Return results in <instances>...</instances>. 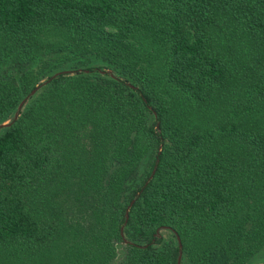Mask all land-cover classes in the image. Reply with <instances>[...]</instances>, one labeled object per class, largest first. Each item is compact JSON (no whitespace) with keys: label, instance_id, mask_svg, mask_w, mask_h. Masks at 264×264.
Instances as JSON below:
<instances>
[{"label":"trees","instance_id":"trees-1","mask_svg":"<svg viewBox=\"0 0 264 264\" xmlns=\"http://www.w3.org/2000/svg\"><path fill=\"white\" fill-rule=\"evenodd\" d=\"M8 120L0 264L264 262V0H0Z\"/></svg>","mask_w":264,"mask_h":264},{"label":"water","instance_id":"water-1","mask_svg":"<svg viewBox=\"0 0 264 264\" xmlns=\"http://www.w3.org/2000/svg\"><path fill=\"white\" fill-rule=\"evenodd\" d=\"M70 74H72V72H71ZM34 93H35V91L32 92V95H33ZM27 99H28V98H26L25 100H23V101L19 104V106H18V108H17V112L15 113V116H14L13 120H16V119L19 117V113L22 111V109H23V107H24L25 102H26ZM10 123H11L10 120L5 121L4 123H2V124L0 125V129L9 126ZM153 173H154V172H153ZM127 219H128V211H127L126 214H125V224H126ZM125 224H124V225H125ZM120 232H121V235H123V227H121ZM176 239H177L178 246H179V256H178V259H177V264H180V261H181V255H182V252H181V244H180V239H179V237L176 236ZM263 264H264V263H263Z\"/></svg>","mask_w":264,"mask_h":264},{"label":"rangeland","instance_id":"rangeland-1","mask_svg":"<svg viewBox=\"0 0 264 264\" xmlns=\"http://www.w3.org/2000/svg\"><path fill=\"white\" fill-rule=\"evenodd\" d=\"M58 58H59V56H58ZM29 67H31V66L29 65ZM32 67H34V66H32ZM19 70L20 69H18V68H9V69L5 70V72L3 73V75H5V74H12V75H14L16 73L18 74ZM161 234H162V236H163V238L165 240H170V235L165 230H162L161 231ZM263 263L264 262L258 263V264H263ZM110 264H120V258L118 256L115 257V259H113V261H111Z\"/></svg>","mask_w":264,"mask_h":264}]
</instances>
